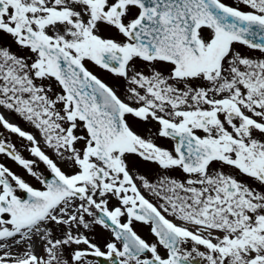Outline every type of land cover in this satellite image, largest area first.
<instances>
[{"label":"snow or ice","instance_id":"6c2138e0","mask_svg":"<svg viewBox=\"0 0 264 264\" xmlns=\"http://www.w3.org/2000/svg\"><path fill=\"white\" fill-rule=\"evenodd\" d=\"M90 257L264 264V0H0V264Z\"/></svg>","mask_w":264,"mask_h":264},{"label":"rangeland","instance_id":"374dc122","mask_svg":"<svg viewBox=\"0 0 264 264\" xmlns=\"http://www.w3.org/2000/svg\"><path fill=\"white\" fill-rule=\"evenodd\" d=\"M227 2H231V0H227ZM237 47H239V46H237ZM97 71H99V70H97ZM103 75H104L105 78L108 77V74H107V73H104ZM29 130H30V131H33V129H29ZM10 139H11L14 143H16L18 147H20V145L23 143V141H19V140H17V138H16L15 136H11ZM161 143L167 145V141H161ZM24 154H25L26 156L28 155L26 152H25ZM8 166H10L11 168H13L14 171H18V172H21V174H23V173H22V170L18 169L17 166H16L15 164H13L11 161L8 162ZM40 167H41V169H43V165H41ZM26 178H27V179H30V181H31L33 184L39 185V184H37L34 180H31V178H28V177H26Z\"/></svg>","mask_w":264,"mask_h":264},{"label":"flooded vegetation","instance_id":"af4514ba","mask_svg":"<svg viewBox=\"0 0 264 264\" xmlns=\"http://www.w3.org/2000/svg\"><path fill=\"white\" fill-rule=\"evenodd\" d=\"M169 144H170V143H169ZM214 167H216V166L214 165ZM181 178H182V174H181ZM143 234H144L148 239H151V237L147 235V230H146V229L143 231Z\"/></svg>","mask_w":264,"mask_h":264}]
</instances>
